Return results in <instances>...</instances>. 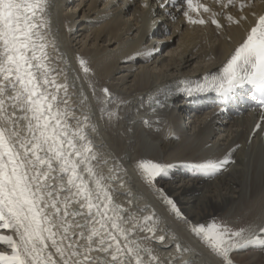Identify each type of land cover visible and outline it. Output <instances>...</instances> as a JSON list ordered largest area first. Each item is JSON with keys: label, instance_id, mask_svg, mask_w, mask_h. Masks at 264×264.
Returning <instances> with one entry per match:
<instances>
[{"label": "snow or ice", "instance_id": "6c2138e0", "mask_svg": "<svg viewBox=\"0 0 264 264\" xmlns=\"http://www.w3.org/2000/svg\"><path fill=\"white\" fill-rule=\"evenodd\" d=\"M216 4L219 11L194 0H163L160 5L182 13L194 25L211 24L217 30L225 24L246 25L221 70L185 82L183 91L189 97L214 92L228 98L247 89L253 101L259 95L264 108V14H245L247 0ZM49 7L50 0H0V230L11 232L0 235L9 249L0 250V264H162L146 243L165 240L156 237L155 213L144 214L145 207L134 214L114 199L119 166L113 162L109 167L102 146L90 135L94 126L83 108L87 97L70 92L74 84L60 67L63 56L50 34ZM102 91L110 96L107 88ZM165 102L153 98L152 105L162 108ZM112 117L120 118L118 110L109 113ZM255 128L264 130V125ZM227 162V157L205 158L194 167L212 174ZM167 167L137 163L150 183ZM167 202L191 224L174 201ZM191 231L223 264H234L229 256L233 249L264 245V224L233 229L213 220L191 224ZM175 248L188 251L179 243ZM169 264H176L175 258Z\"/></svg>", "mask_w": 264, "mask_h": 264}, {"label": "bare ground", "instance_id": "6f19581e", "mask_svg": "<svg viewBox=\"0 0 264 264\" xmlns=\"http://www.w3.org/2000/svg\"><path fill=\"white\" fill-rule=\"evenodd\" d=\"M158 5L153 0H50V34L63 56L60 67L74 84L70 92L87 97L83 108L94 126L90 135L102 146L109 167L113 162L119 166L120 180L113 184L118 189L113 193L116 203L134 214L145 207L144 214L155 213L156 237L165 240L152 239L147 246L162 264L173 258L176 264H223V258L191 231V224L223 212L230 224H264L262 130L251 138L252 114L226 122L218 121L214 107L193 114L199 104L186 101L179 90L185 82L219 71L246 25L225 24L223 30L211 24L190 27L171 21ZM244 11L263 14L264 0H254ZM153 49L151 56L144 55ZM153 98L165 107L152 105ZM117 110L120 118L110 119L109 113ZM225 157L228 162L212 174L194 167L205 158ZM141 158L169 162L159 176L167 197L143 178L137 168ZM167 199L191 224L176 215ZM3 234L11 232L0 230ZM176 243L188 251L177 252ZM6 248L0 242V250Z\"/></svg>", "mask_w": 264, "mask_h": 264}, {"label": "rangeland", "instance_id": "374dc122", "mask_svg": "<svg viewBox=\"0 0 264 264\" xmlns=\"http://www.w3.org/2000/svg\"><path fill=\"white\" fill-rule=\"evenodd\" d=\"M142 160H144V161H152V162L160 163V164H164V165H170L168 161L159 162L156 159H149V158L148 159L147 158H141V159L138 160V162L142 161ZM216 171H218V170H216ZM159 175L157 177H155L154 181H152L151 183L145 178L144 175H143V178H145V180L147 182H149L153 186V188H155V190H157L159 188L157 190L158 192L161 193V191H159L160 189L164 190L162 193H163V195L165 193V195L167 197V194L165 192V188L162 186V183H160ZM225 214L226 213L223 212L220 216L219 215L209 216V218L201 220L200 222H197L196 224L205 223L207 225V223H211V222H213V220H215L217 223H225V224H227L229 227H231L233 229H238L240 227H247L249 225V221H242V220L237 222V224H235V225L234 224H230V219L226 218ZM209 248H210V246H209ZM230 253H232L231 255H232L233 258H231V259L233 260L234 264H264V245H261L259 243H252V244H248V245H246V246H244L242 248H239V249H233ZM251 256H254L253 259H255V260H253V261H249V259L241 260V258H244V257L245 258H247V257L250 258Z\"/></svg>", "mask_w": 264, "mask_h": 264}]
</instances>
